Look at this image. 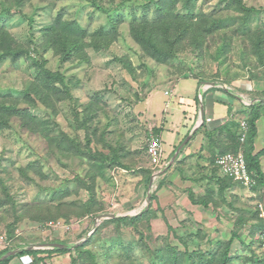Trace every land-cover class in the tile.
Returning <instances> with one entry per match:
<instances>
[{"label": "rangeland", "instance_id": "obj_1", "mask_svg": "<svg viewBox=\"0 0 264 264\" xmlns=\"http://www.w3.org/2000/svg\"><path fill=\"white\" fill-rule=\"evenodd\" d=\"M240 4L256 11L244 13ZM72 32L88 44L76 55L63 58L46 49L44 36L59 43ZM0 40L5 52L9 46L14 49L9 52L22 51L17 58L0 59V107L19 113L0 124V257L63 244L71 253L17 260L160 264L182 250L196 251L199 261L201 253L228 243L234 231L241 238L231 250L233 258L239 252L234 264H252L253 252L264 256L262 239L257 236L256 244L251 237L264 204L263 187L234 184L226 194L202 196L208 209L194 216L184 213L188 202L181 193L168 196L171 205L160 192L169 185L161 188L159 179L152 186L149 177L161 169L147 156L155 127L145 120L143 104L155 91L170 96L178 83L195 82L264 101V0H0ZM107 42L99 51L94 47ZM44 60L65 81H51L43 101L29 91L42 72L35 63ZM224 95V101L231 100ZM243 106L236 117L230 112L239 130L251 112ZM260 114L255 148L264 171V107ZM245 144L216 147L218 154H245ZM149 192L155 216L150 222L96 224L100 215H138ZM179 264L191 263L180 258Z\"/></svg>", "mask_w": 264, "mask_h": 264}, {"label": "crops", "instance_id": "obj_2", "mask_svg": "<svg viewBox=\"0 0 264 264\" xmlns=\"http://www.w3.org/2000/svg\"><path fill=\"white\" fill-rule=\"evenodd\" d=\"M186 85L178 83L177 88L173 90L170 96H165L166 93L161 90L153 92L143 103L147 109L144 118L150 122V125H153L152 127H155L151 128L152 131L149 136L160 135L162 137L165 150L163 163L165 165L175 157V148H178L189 136L192 137L170 170L161 178L154 179V182L161 179V188L169 185L165 192L163 189L160 191L162 192L161 196L167 197V199L163 198L164 200L173 202V197L176 199L173 194L181 193L183 199L188 202L184 213L198 216L201 209H208V206L193 204L189 195L193 193L197 198L206 195L211 197L218 195L220 181L217 178L222 177L215 163H213L219 155L216 144L222 147L230 144L231 141L227 132L230 129L233 130L234 125H239L238 119L235 117L238 112L243 111L244 104L241 99L235 97L226 88L221 89L217 85L207 90L202 100L199 95L201 88H204L202 86H206V84L198 85V82H195L193 86L191 84ZM224 93L234 97L236 99L235 104L232 103V98L224 101L222 99L225 96ZM231 111H233L234 118H230ZM164 112L165 116L163 117ZM157 113H160V119L155 117ZM260 120L257 125V139L260 137ZM203 122L205 123L204 127L199 125ZM166 146H170V149L165 148ZM165 178H168V181H165ZM151 182H153L152 176ZM168 196H173L172 200ZM162 205L164 204L162 203ZM166 206L168 207L170 204L167 203ZM17 258H14L10 264H20Z\"/></svg>", "mask_w": 264, "mask_h": 264}, {"label": "trees", "instance_id": "obj_3", "mask_svg": "<svg viewBox=\"0 0 264 264\" xmlns=\"http://www.w3.org/2000/svg\"><path fill=\"white\" fill-rule=\"evenodd\" d=\"M239 3H242L239 1ZM241 7L240 9H242L244 13H253L256 10L254 8H247L246 6H243L242 4H240ZM246 22H248V20H246ZM69 29V28H66ZM66 31V30H65ZM46 42V49H53L54 51H56L57 53H61L63 58H67L70 56H74L76 55L77 51L80 50V48H82L83 46L88 45L87 42H85V40L80 39V35H78L76 32H72L70 35L65 36L63 39H60L59 43L53 42L52 39H48V35L44 36ZM82 38V37H81ZM48 39V40H47ZM1 41V40H0ZM5 42L1 41L0 42V51H4V53L0 56V59L3 60L5 57L8 56H13L15 58L19 57L22 55V51H20V48H17V53L16 52H9L10 50H14L13 48H11L10 46L6 48V52L4 50L3 44ZM110 44V43H109ZM108 42L106 43V45H101V44H95L94 47H96V50L99 51L102 48H104L105 46L108 47L109 46ZM11 45V44H10ZM37 66H39L40 70L42 71L39 74V81L38 84L36 86H34L29 92H32L33 94H38L40 98H42V100L44 101L45 97L47 96L46 94H48L47 91V86L49 85V83L52 81L54 82H64L65 79L63 76H61L58 73H54L51 70L46 68V60L44 61H37L35 63ZM46 93V94H45ZM37 95V96H38ZM261 102L258 106L257 103ZM261 107H264V101L263 100H259L258 102H256V105L252 106L250 108L251 112L250 115L248 117V125H249V131L247 134V138L245 141V145L247 147L246 149V153H245V157H246V162H247V166L249 171L255 176L256 180H257V186L259 185L260 187L264 188V171L262 170V166L260 163V159L258 157V153L256 152V140L258 137V121L261 119L262 114H260V109ZM9 112V113H5L4 112ZM0 114H1V119L2 122H0V124L4 127V124H8L11 117L15 116V115H19V113L17 112V109H12L11 107H7V108H3L0 107ZM203 127L205 126V123L202 125ZM239 125H234L233 130L230 129L228 130L227 134L230 138V145L232 143L240 145V136H241V132L239 131ZM226 129V127H225ZM150 179V178H149ZM224 180V179H223ZM223 180H218L220 181V191L219 193H224L226 194V192H228L231 187L232 189L234 188V183L232 182L231 179L227 178L226 181ZM257 186L255 187V189L257 188ZM190 199L192 201L193 204L196 205H203L204 207L209 206V203L207 202V200L203 199V198H197L195 196V194L190 193ZM259 215H260V209H258ZM155 216H153V211H152V206L149 210H144L140 215L138 216H134V217H130V216H125V217H119V218H115L112 220H107L110 222H118L119 224H126V225H131V226H135L138 224L139 221L144 220L146 222H150L152 219H154ZM258 217V216H257ZM260 222V223H259ZM259 222L258 224L252 229V233H251V237L256 238L257 236H259L262 240L260 242V238L255 240V243H262L264 244V219L259 217ZM172 230V228H170ZM258 233V234H256ZM91 238V237H90ZM93 238H91V240H88L87 244H89L92 241ZM240 237L238 235V233L236 231H234L233 233V237L229 240L228 243L223 244L222 242H219L217 250L216 251H207L205 253H201L198 257L199 261H196L197 257H196V251L193 252H184V251H180L181 254H178L177 252H174V258L173 260H168L169 258H162L160 261V264H168L171 262V264H179L180 258H184L185 260H188L191 264H234V262H236L237 260H239V252L235 253L236 255H238L237 257L231 256V250L234 247L235 241L239 240L240 241ZM186 244V243H185ZM242 247L243 248H248V246L246 245L245 242H241ZM85 246V245H84ZM84 246H76V250H78L81 254V252L84 251ZM187 249H189L188 245H185ZM249 247H252V244L249 245ZM222 248L221 252L219 251V249ZM58 253V254H67V253H71L70 247H64V248H55L52 251H47V250H22L21 251V256L22 255H32V256H39L40 254H51V253ZM7 253V252H6ZM3 253L2 255L6 254ZM90 258L92 260L95 261L96 256L95 254H93L91 251H87L86 252ZM221 253V258H218L217 254ZM199 253H197L198 255ZM177 256H180V258H178ZM252 257L254 258V260L256 259V261H252V264H264V256H259L258 254H256L255 252L252 253ZM41 259V258H40ZM205 259V260H204ZM11 261V258L5 260L4 262L0 263V264H9ZM73 264H77V259H73Z\"/></svg>", "mask_w": 264, "mask_h": 264}, {"label": "built area", "instance_id": "obj_4", "mask_svg": "<svg viewBox=\"0 0 264 264\" xmlns=\"http://www.w3.org/2000/svg\"><path fill=\"white\" fill-rule=\"evenodd\" d=\"M248 134V123L246 120L241 122L240 141L245 142ZM147 154L154 168L160 167L164 155L163 140L160 135L151 136L147 148ZM216 167L220 171V175L230 178L235 183L251 189L256 185V181L249 172L246 159L243 153L228 152L219 155L216 158ZM261 216L264 218V208L261 206Z\"/></svg>", "mask_w": 264, "mask_h": 264}, {"label": "clouds", "instance_id": "obj_5", "mask_svg": "<svg viewBox=\"0 0 264 264\" xmlns=\"http://www.w3.org/2000/svg\"><path fill=\"white\" fill-rule=\"evenodd\" d=\"M217 86H219V85H217ZM205 87V86H204ZM221 88V87H220ZM207 89L209 90V89H211V87L210 86H207V87H205V89H204V92H206L207 91ZM226 90L227 91H229V92H231L232 94H234L235 95V97H237L238 99H241L242 101H243V104L245 105V106H248L249 108H251L252 106H254V105H256V101L255 102H253V101H248L247 99H244V98H242V97H239V95H236L233 91H231V88H226ZM204 92H200V95H199V98L201 97V100L204 98V95H205V93ZM246 122L248 123V118H247V120H246ZM241 123V122H240ZM204 124V122L203 123H200L199 125H203ZM240 132H241V130H239ZM248 131H249V125H248ZM241 137V136H240ZM150 139V138H149ZM246 141V140H245ZM190 143V142H189ZM188 143V144H189ZM240 143H244V142H241L240 141ZM148 144H149V140H148ZM187 144V145H188ZM163 145H164V142H163ZM147 148H148V145H147ZM179 148V147H178ZM178 148L176 149V152H177V150H178ZM186 148V147H185ZM184 148V149H185ZM183 149V150H184ZM163 150H164V147H163ZM182 150V151H183ZM182 151H181V153H182ZM146 152H147V149H146ZM176 152H175V154H176ZM181 153L178 155V157L176 158V160L179 158V156L181 155ZM225 153H228V152H225ZM225 153H223V154H225ZM233 153H235V152H233ZM174 154V155H175ZM244 154V153H243ZM164 155H165V150H164ZM164 155H163V158H162V163H161V166L160 167H157L158 169H161V172L160 173H158L157 175H152V177H153V182H154V179H156V178H160V177H162L163 175H165L166 173H167V171L168 170H170V168L174 165V163L176 162V160L173 162V160H171V162H169L168 164H164L163 163V159H164ZM219 155H222V154H219ZM218 155V156H219ZM147 156H148V154H147ZM217 156V157H218ZM244 156H245V154H244ZM149 157V156H148ZM216 157V158H217ZM174 159V158H173ZM245 159H246V157H245ZM149 160H150V158H149ZM213 163H215V166H216V159H215V162H213ZM247 163V162H246ZM150 164H151V160H150ZM151 166L153 167V165L151 164ZM165 166V167H164ZM248 167V166H247ZM154 168V167H153ZM218 169V168H217ZM219 170V169H218ZM249 170V169H248ZM166 171V172H165ZM163 172H165V173H163ZM250 172V171H249ZM161 173H163V174H161ZM251 173V172H250ZM159 174H161L160 176H159ZM219 174H220V171H219ZM252 174V173H251ZM252 176L254 177V179H255V181H256V185L253 187V188H255L256 186H257V180H256V178H255V176L252 174ZM222 177V179H224V177L223 176H221ZM150 179H151V176L149 177ZM227 178V177H226ZM150 179H149V181H150ZM230 179V178H229ZM153 182H151L152 183V186H153ZM232 182L235 184V185H239V184H237V183H235L233 180H232ZM239 186H241V185H239ZM241 187H243L244 189H247V188H245L244 186H241ZM252 188V189H253ZM150 189H151V187H150ZM148 196V195H147ZM151 202H152V200H151ZM261 206L264 208V204H260V207H258V209H260V217L261 218H263L262 216H261ZM147 203H146V206H145V209L146 210H149L150 208H151V204H150V208L149 209H147ZM144 209V210H145ZM143 212V211H142ZM141 212V213H142ZM141 213H139L138 215H140ZM116 215V214H115ZM138 215H136V216H138ZM118 216V215H117ZM125 216H130L131 217V215H124V216H118L117 218H119V217H125ZM264 219V218H263ZM106 220V219H105ZM55 249V248H54ZM30 250H33V249H30ZM41 250H43V249H41ZM49 250H53V249H49ZM21 251L22 250H20V251H18L19 253L18 254H16V255H14V256H12V257H10L11 258V261L14 259V258H16V257H21ZM9 253H11L10 251L8 252V253H6V255L7 254H9ZM5 256V254L2 256V257H4ZM22 256H26V255H22ZM2 257H0V258H2ZM9 259V258H8ZM10 261V262H11ZM10 264V263H9Z\"/></svg>", "mask_w": 264, "mask_h": 264}, {"label": "water", "instance_id": "obj_6", "mask_svg": "<svg viewBox=\"0 0 264 264\" xmlns=\"http://www.w3.org/2000/svg\"><path fill=\"white\" fill-rule=\"evenodd\" d=\"M191 136H189L188 138H186V140L179 146V148H178V150H177V152H176V154H175V157H174V159H173V162L176 160V158L178 157V155L181 153V151L187 146V144L190 142V140H191ZM166 172V171H165ZM165 172H163V173H165ZM163 173H161V174H163ZM161 174H159V176L161 175ZM151 200H152V194H151V192H149L148 193V196H147V209H149L150 208V204H151ZM118 216L117 215H115V214H106V215H100V216H98L97 217V221H96V224L99 222V221H102V220H105V219H115V218H117ZM46 246H51V248L52 249H54V248H64V247H66L65 245H63V244H49V245H46ZM19 252L17 251V252H11V253H9V254H7V255H5L4 257H2V258H0V263H2V262H4L5 260H7L8 258H10V257H12V256H14V255H16V254H18Z\"/></svg>", "mask_w": 264, "mask_h": 264}]
</instances>
